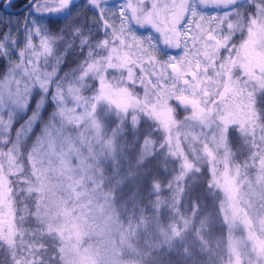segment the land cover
<instances>
[{
  "label": "snow or ice",
  "instance_id": "1",
  "mask_svg": "<svg viewBox=\"0 0 264 264\" xmlns=\"http://www.w3.org/2000/svg\"><path fill=\"white\" fill-rule=\"evenodd\" d=\"M0 264H264V0H0Z\"/></svg>",
  "mask_w": 264,
  "mask_h": 264
}]
</instances>
